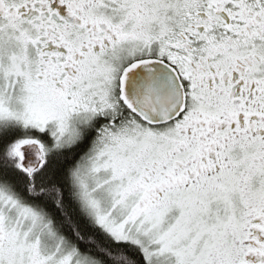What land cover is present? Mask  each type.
Listing matches in <instances>:
<instances>
[{
    "label": "snow or ice",
    "instance_id": "obj_1",
    "mask_svg": "<svg viewBox=\"0 0 264 264\" xmlns=\"http://www.w3.org/2000/svg\"><path fill=\"white\" fill-rule=\"evenodd\" d=\"M0 264H264V0H0Z\"/></svg>",
    "mask_w": 264,
    "mask_h": 264
}]
</instances>
